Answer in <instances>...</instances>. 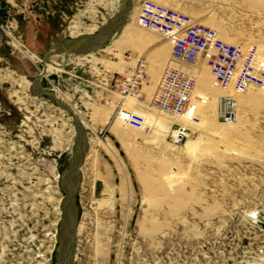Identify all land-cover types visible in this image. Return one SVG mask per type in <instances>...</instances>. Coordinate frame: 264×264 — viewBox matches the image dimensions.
Masks as SVG:
<instances>
[{"label": "rangeland", "instance_id": "rangeland-1", "mask_svg": "<svg viewBox=\"0 0 264 264\" xmlns=\"http://www.w3.org/2000/svg\"><path fill=\"white\" fill-rule=\"evenodd\" d=\"M245 3L253 30L218 32L219 38L242 51L255 47L264 59V0ZM121 4L0 0V264L54 263L59 177L75 149L69 114L21 89L17 78L30 84L52 46L75 39L74 32L94 35ZM139 6L127 28L153 32L137 25ZM113 37L89 56L51 57L50 73L40 81L73 109L87 133L71 264H264V230L256 223H264V90L239 94L232 86L215 87L212 78L204 88L197 80L198 124L147 104L131 112L143 115L149 128L133 130L113 107L120 98L115 80L129 57L113 54ZM226 96L237 112L227 128L218 116ZM177 126L187 129V138L174 146L169 137Z\"/></svg>", "mask_w": 264, "mask_h": 264}, {"label": "built area", "instance_id": "built-area-1", "mask_svg": "<svg viewBox=\"0 0 264 264\" xmlns=\"http://www.w3.org/2000/svg\"><path fill=\"white\" fill-rule=\"evenodd\" d=\"M136 23L139 27L157 32L169 42L171 58L178 66L167 68L162 74L159 86L149 105L155 110L172 118L198 124L197 105L193 101L196 79L192 68L202 56L208 58V68L212 83L220 89L230 86L236 93L242 94L248 88L264 90V69L256 66V48L248 51L222 42L213 29L198 24L190 17L162 5L142 1ZM147 78L142 65H137L132 72L120 75L115 80V87L121 94L134 96L142 102L141 87ZM200 99V98H196ZM201 101V99H200ZM118 119L136 131L149 128L143 115L128 110H118ZM235 101L223 97L219 101L218 116L223 123H232L236 119ZM187 138V129L174 127L170 134V143L180 145Z\"/></svg>", "mask_w": 264, "mask_h": 264}, {"label": "crops", "instance_id": "crops-1", "mask_svg": "<svg viewBox=\"0 0 264 264\" xmlns=\"http://www.w3.org/2000/svg\"><path fill=\"white\" fill-rule=\"evenodd\" d=\"M143 0H134L133 10L130 12L124 26H128V21L131 13L138 7ZM157 4L162 5L171 10L177 11L183 15L190 17L196 23L207 26L214 31L221 33H244L252 31L251 25L246 21L247 14L243 11L247 9L246 0H154ZM260 31H264V24L259 26ZM123 29V27H122ZM114 34L112 39V52L114 55L121 53L124 59L122 68L125 73L132 72L137 65L144 67V72L147 78L146 83L141 87L140 95L142 97L141 105L136 103L134 96H126L119 92L120 98L115 99L113 107L118 111L128 106L132 110L139 111L150 103L157 88L158 81L162 77L163 72L167 68H173L176 64L171 58V44L165 41L162 36L156 32H149L145 30H131L127 28L128 32L133 36L128 37V44H123L116 48L118 39H121L123 30ZM121 35V36H120ZM120 36V38H119ZM137 37H141L136 39ZM143 39V40H142ZM116 40V41H115ZM114 42V43H113ZM122 42V41H121ZM120 42V44H121ZM175 64L173 67H167L169 64ZM255 64L257 67L264 69V59L256 56ZM178 66V64H177ZM191 72L197 80L203 81L200 84L202 88L206 87V81L211 78L208 68V58L202 56L198 62L190 68ZM196 87V85H195Z\"/></svg>", "mask_w": 264, "mask_h": 264}, {"label": "water", "instance_id": "water-1", "mask_svg": "<svg viewBox=\"0 0 264 264\" xmlns=\"http://www.w3.org/2000/svg\"><path fill=\"white\" fill-rule=\"evenodd\" d=\"M134 0H122L117 13L107 20L92 36H82L66 42L57 43L47 51L41 58L42 68L53 56L63 54L74 56H86L100 50L109 41L113 34L118 33L132 11ZM42 74L33 78L30 83L29 92L33 97L46 98L55 107L67 112L74 127V154L71 162L59 177V191L62 193L60 199V222L58 226V242L55 250L53 264H71L73 247L78 225V207L75 202L76 189L79 182V171L84 163L87 152V133L76 113L68 105L56 100L55 95L40 86ZM263 228L264 223L256 221Z\"/></svg>", "mask_w": 264, "mask_h": 264}, {"label": "bare ground", "instance_id": "bare-ground-1", "mask_svg": "<svg viewBox=\"0 0 264 264\" xmlns=\"http://www.w3.org/2000/svg\"><path fill=\"white\" fill-rule=\"evenodd\" d=\"M75 24V23H74ZM76 25V24H75ZM73 28L75 29V27L73 26ZM98 28V27H97ZM89 29V28H88ZM99 29V28H98ZM98 29H96V28H94V31H97ZM123 32L124 33H122L120 36H121V39L119 40L118 39V41L117 42H115L116 44L117 43H119V42H121L122 41V39L125 37V38H127L128 39V37H130L131 38V33L130 32H128V30H127V27L126 26H123ZM92 29L90 30H86V32H81V33H79V32H72L73 34L72 35H75L74 37H75V39L76 38H78V37H82V36H92ZM114 36V34L112 35V37ZM120 36H119V38H120ZM111 37V38H112ZM139 38H141V37H137L136 39H139ZM143 40V39H142ZM116 41V40H115ZM128 41V40H127ZM114 43V42H113ZM18 45V44H17ZM120 45V44H119ZM118 45V46H119ZM113 44L111 43V46H110V49H112L113 48ZM90 55V54H89ZM89 55H86V56H89ZM77 57H85V56H77ZM76 58V57H75ZM82 59V58H81ZM100 60V59H99ZM89 62L93 65V66H95L94 64H96L97 63V61H94V60H89ZM96 62V63H95ZM98 64V63H97ZM46 65V64H45ZM95 68V67H94ZM50 73V71H49V66L47 65V66H44V69L41 71V73L40 74H42V77H46V76H48V74ZM194 77H195V75H194ZM197 77V76H196ZM195 77V78H196ZM11 79V78H10ZM42 79V78H41ZM17 83L19 84V87L21 88V89H23V88H29L30 87V85H31V83L29 84V82L24 78V77H19V78H17ZM55 95V94H54ZM226 97H228V96H226ZM55 98H56V96H55ZM223 98V97H222ZM231 98V97H230ZM221 99V98H220ZM232 99V98H231ZM48 100V99H47ZM57 100V99H56ZM220 101V100H219ZM138 103V102H137ZM218 109H219V106H218ZM235 109H236V103H235ZM63 111V110H62ZM138 114V113H137ZM236 114H237V112H236ZM78 117V116H77ZM79 118V117H78ZM236 118H237V115H236ZM80 120V119H79ZM236 120V119H235ZM81 121V120H80ZM82 123V122H81ZM232 124H234L233 122L232 123H225V125H223L224 127H226L227 128V126H231ZM83 125V124H82ZM73 129H74V127H73ZM223 130V129H222ZM222 132H224V130L222 131ZM74 134H75V132H74ZM60 197H59V199H58V202H57V204H56V211H57V213H58V219L60 218V210H59V204H60ZM102 202L101 201H99L98 202V207H101L102 206ZM105 205V204H104ZM103 205V206H104ZM102 210V209H101ZM96 211V210H95ZM253 219H256V216H253ZM58 225V224H57ZM78 227L79 226H77V231H78ZM98 240V239H97ZM98 243V242H97ZM98 246H100V245H98ZM100 251H101V249H100Z\"/></svg>", "mask_w": 264, "mask_h": 264}, {"label": "flooded vegetation", "instance_id": "flooded-vegetation-1", "mask_svg": "<svg viewBox=\"0 0 264 264\" xmlns=\"http://www.w3.org/2000/svg\"><path fill=\"white\" fill-rule=\"evenodd\" d=\"M60 218L58 219V225H57V240H58V226H59Z\"/></svg>", "mask_w": 264, "mask_h": 264}]
</instances>
